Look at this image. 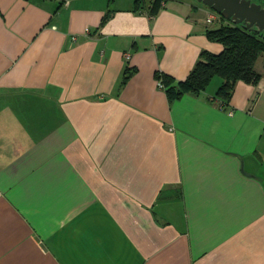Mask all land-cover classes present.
Listing matches in <instances>:
<instances>
[{
    "label": "crops",
    "instance_id": "0c3cea01",
    "mask_svg": "<svg viewBox=\"0 0 264 264\" xmlns=\"http://www.w3.org/2000/svg\"><path fill=\"white\" fill-rule=\"evenodd\" d=\"M155 5L0 0V264H264V54L170 100L223 44Z\"/></svg>",
    "mask_w": 264,
    "mask_h": 264
},
{
    "label": "trees",
    "instance_id": "16d2710c",
    "mask_svg": "<svg viewBox=\"0 0 264 264\" xmlns=\"http://www.w3.org/2000/svg\"><path fill=\"white\" fill-rule=\"evenodd\" d=\"M161 0H155V7ZM145 0H136L137 6L143 5ZM220 24L208 28L209 39L223 44L220 52L202 51L194 68L183 79L176 81L175 77L163 72L157 73L167 89L170 100L181 97L186 92L199 95L206 90L215 76H221L224 81L217 90V95L229 102L235 84L239 80L257 83L261 74L255 69V63L264 53V31L247 28L244 23H237L232 19L221 16Z\"/></svg>",
    "mask_w": 264,
    "mask_h": 264
},
{
    "label": "water",
    "instance_id": "95a60500",
    "mask_svg": "<svg viewBox=\"0 0 264 264\" xmlns=\"http://www.w3.org/2000/svg\"><path fill=\"white\" fill-rule=\"evenodd\" d=\"M227 19L264 31V5L260 0H198Z\"/></svg>",
    "mask_w": 264,
    "mask_h": 264
},
{
    "label": "rangeland",
    "instance_id": "374dc122",
    "mask_svg": "<svg viewBox=\"0 0 264 264\" xmlns=\"http://www.w3.org/2000/svg\"><path fill=\"white\" fill-rule=\"evenodd\" d=\"M193 1H195L196 3H199L200 1H198V0H193ZM259 1V0H258ZM260 2L264 5V0H260ZM204 4V3H203ZM205 5V4H204ZM205 6H207V5H205ZM208 8H211V7H209V6H207ZM212 9V8H211ZM215 13H216V16H215V20L213 21V23H216V24H220L221 23V21H223L222 20V15H220L219 13H217L216 11H214ZM262 54H264V53H262ZM219 78V77H218Z\"/></svg>",
    "mask_w": 264,
    "mask_h": 264
},
{
    "label": "built area",
    "instance_id": "2783aa9c",
    "mask_svg": "<svg viewBox=\"0 0 264 264\" xmlns=\"http://www.w3.org/2000/svg\"><path fill=\"white\" fill-rule=\"evenodd\" d=\"M207 20L210 21V22H212V21L215 20V16H213V15L212 16H209ZM87 30H89V29L87 28ZM73 38H76V36H74ZM127 56H128V54H127ZM158 83H159L160 86H163L164 87L161 79L158 80ZM232 112H233V110H230V113H232Z\"/></svg>",
    "mask_w": 264,
    "mask_h": 264
}]
</instances>
